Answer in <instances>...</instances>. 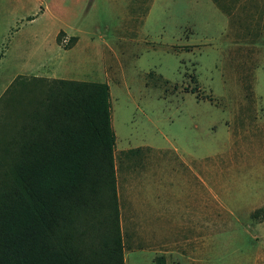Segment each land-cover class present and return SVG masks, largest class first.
<instances>
[{
    "label": "rangeland",
    "instance_id": "rangeland-1",
    "mask_svg": "<svg viewBox=\"0 0 264 264\" xmlns=\"http://www.w3.org/2000/svg\"><path fill=\"white\" fill-rule=\"evenodd\" d=\"M56 33L80 43L54 48ZM37 68L110 86L125 264H264V0H0V156L53 86L18 75ZM180 154L203 165L204 189L162 170ZM154 167L155 211L165 182L173 205L160 234L133 199Z\"/></svg>",
    "mask_w": 264,
    "mask_h": 264
},
{
    "label": "trees",
    "instance_id": "trees-1",
    "mask_svg": "<svg viewBox=\"0 0 264 264\" xmlns=\"http://www.w3.org/2000/svg\"><path fill=\"white\" fill-rule=\"evenodd\" d=\"M52 85L4 141L0 264H125L110 86ZM253 216L264 218V205Z\"/></svg>",
    "mask_w": 264,
    "mask_h": 264
},
{
    "label": "crops",
    "instance_id": "crops-1",
    "mask_svg": "<svg viewBox=\"0 0 264 264\" xmlns=\"http://www.w3.org/2000/svg\"><path fill=\"white\" fill-rule=\"evenodd\" d=\"M59 33H60V31H59ZM59 33L55 34L54 39L49 44L50 46H52L54 48L55 47L64 48L58 42ZM76 37H77V40L71 48L75 47L76 45H78L80 43L81 38L78 36H76ZM34 55L35 56L36 55L41 56V49H39L38 52L34 53ZM43 67H45V65ZM57 72L54 69H48V70H46V72H41V70L37 68L36 70L29 69V70L23 71L22 73H20L18 75H33L35 77H45L48 79H70L68 77L66 78L64 76H60V74H58ZM16 77L14 78V80L16 79ZM72 80H75V79H72ZM116 146H117V134H116ZM190 158L191 159L185 158L184 155L180 154L179 160H181V163H180V166H181L180 169L181 170L175 169L171 165L172 162L169 164V165H171L169 168H167V169L162 168V170H164V172H165V170L170 171V172L177 170L178 173L180 172L181 177H185L188 181H191L193 178H196L200 182L201 186L203 187L202 189H204V187L206 185V178H205L206 170L204 169L203 165L199 166V162L195 157H190ZM144 171H145V173H144ZM140 172H141L142 176H141V180L139 182V190H138L137 194H135L133 199L139 200L141 203H146V202L148 203L149 208H147V206H144L143 208L144 209L147 208L150 211L149 215H147V216L153 218V220H152L153 232L160 234L161 233V228H160L161 224L164 225V227H165L164 232H166L167 231V224L171 225L173 222V217H172L173 211H170L169 215L167 214L168 210L172 209V207H173L172 202H170V203L167 202L169 199L168 191L170 189V186H168L167 182L164 183V185H165L164 188L166 189V194H167L165 196V207L163 208L164 210L162 212L157 214L155 211V207L157 205L156 204V197H157L156 192L158 190L159 183H162V180L160 177H161V174L163 171H161L160 167H154L151 169L149 168L147 170L141 169ZM116 174H117V170H116ZM117 186H118V177H117ZM202 194H203V190H202ZM118 196H119V193H118ZM201 198H202L201 199L202 202L200 201V203L197 205H192V202L189 204V206L187 204V208L184 210L182 216L188 214V212H189L188 209L190 207H192L193 209L196 208V212H198L199 206L204 204V196ZM159 202H160V200H159ZM186 202H188V201L186 200ZM121 214H122L121 215V220H122L123 213H121ZM139 216L142 217L143 213L140 212ZM184 217H186V216H184Z\"/></svg>",
    "mask_w": 264,
    "mask_h": 264
}]
</instances>
